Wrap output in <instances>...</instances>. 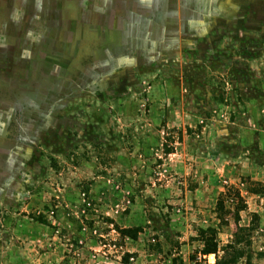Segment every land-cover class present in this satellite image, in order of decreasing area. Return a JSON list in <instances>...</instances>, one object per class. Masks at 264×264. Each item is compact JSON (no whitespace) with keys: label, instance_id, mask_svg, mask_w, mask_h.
<instances>
[{"label":"rangeland","instance_id":"rangeland-1","mask_svg":"<svg viewBox=\"0 0 264 264\" xmlns=\"http://www.w3.org/2000/svg\"><path fill=\"white\" fill-rule=\"evenodd\" d=\"M208 225L264 264V0H0V264H216Z\"/></svg>","mask_w":264,"mask_h":264},{"label":"trees","instance_id":"trees-1","mask_svg":"<svg viewBox=\"0 0 264 264\" xmlns=\"http://www.w3.org/2000/svg\"><path fill=\"white\" fill-rule=\"evenodd\" d=\"M219 225V223L217 224ZM251 227H245L242 232L251 230ZM218 230L213 225H208L207 228H202L200 235L202 240V248L200 253L202 255L215 253L217 260L216 264H252V260L249 254H247L245 248L241 243L242 234H235V239L231 240L223 248V254L219 255V242H218ZM244 261V263H243Z\"/></svg>","mask_w":264,"mask_h":264}]
</instances>
